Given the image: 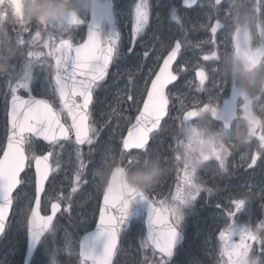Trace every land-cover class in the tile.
Listing matches in <instances>:
<instances>
[{
	"label": "rangeland",
	"instance_id": "obj_1",
	"mask_svg": "<svg viewBox=\"0 0 264 264\" xmlns=\"http://www.w3.org/2000/svg\"><path fill=\"white\" fill-rule=\"evenodd\" d=\"M4 2L5 0H0V3ZM80 2L81 0H76V3ZM117 2L119 20L116 22L115 30L119 33L118 46L121 50V56L113 69L108 87L100 89V93H105V90H107L111 95L107 105L106 119L108 124L111 123L110 127L116 136L123 128L126 119L123 115H116L120 105L122 104V108L125 105L130 108L138 105L144 88L153 75L157 64L171 47L173 38L177 35L180 36V39L185 44V51L182 56L185 67L193 63L195 59L197 61L201 60L202 55L211 54L212 52H217L218 59L216 61H208V63L204 64L205 66H200L203 70H206V79L202 87L199 86L200 82L197 83L195 81L193 71L189 68L184 71L182 81L173 90L175 99L171 109L173 117L182 119V114L189 109L197 108L201 111L206 104L211 107L213 102H216L224 93L228 92L231 81L226 84L223 82L219 84V76L216 73L218 68H224L223 57L234 52L232 49L234 22L227 21L222 24L221 30L215 36H211L208 33V28L214 19H221V17L229 15L225 1L214 9L210 5V0H202L199 8L192 12L196 16L195 20H190V27H186L181 23L173 24V13L169 12L166 6H159L158 0H149L151 5L149 23L137 37L135 54L132 56L127 55V49L132 39L133 14L137 0H117ZM152 2H154L155 6L152 5ZM257 2L260 8L264 9V0H257ZM161 3L174 5L177 9L176 15L179 17H188L191 14V12L180 10L179 0H161ZM199 11H202L200 12L201 15L198 13ZM257 11L260 13L258 8ZM158 13L159 16L157 15ZM18 20L20 21L19 23H13L9 26V31L17 42V46L14 54L7 59V63L12 66L8 71L10 74L22 72L24 75L26 67L31 62L33 75L39 74V80L46 82L49 89L46 87L47 89L44 93L52 98L51 95L54 94L55 89L51 88V86L53 85L55 73L54 71L50 72L48 65H53V59L51 57L49 59L45 58V52L48 49L44 48L42 43L49 36L54 37L56 42L60 41L62 38H60L59 32H62V30L54 29L51 25H45L37 21L24 22L19 17ZM202 25L206 27H202ZM37 34L40 37L34 42L33 38ZM82 34L83 32L79 33V29L67 30V37L65 36L64 39L73 41L77 38L79 40ZM190 40L194 41L191 42ZM249 41L255 42V47L261 42L264 43V31L249 36ZM195 49L198 50V57L192 55ZM37 52L40 53L39 58L32 55ZM145 52H148L147 57L143 55ZM190 74V82L188 83L185 80V76ZM9 85L10 81L7 78H0V135L4 134L7 101L12 97ZM35 86L36 90H38L37 83ZM129 95L133 96L134 99L129 100ZM198 104H202V107H196ZM205 114L201 113L193 122L184 121L172 126V128H178V130L175 134H172L175 129L170 132L172 135L169 136L174 139L168 141L169 145L172 146L173 182H175L172 185L174 191L167 200L169 203L185 172L182 157L195 147V144L188 145V129L195 127L205 135L210 130L217 129L216 125ZM115 116L117 117L114 118ZM258 131L259 129H257L255 135L258 134ZM257 144L258 140L255 139L251 145L246 147L232 149L231 145H228L231 155L227 158L226 172L218 171V162L215 159H211L206 162L198 174L204 187L212 189L211 194L207 191H202L195 201V207L198 206L203 216L206 217L208 231H210L209 239H205L200 246L202 250L207 249L206 253L213 252L218 262L221 259L220 254L223 246V242L219 238V232L227 225V211L230 208L235 211L231 201L243 198L242 194L249 190L253 193L252 198L246 201L232 218L234 228L238 229L250 222L255 223L264 218V151L261 152L254 167L248 168L244 159H242V157L250 156L256 149ZM50 149L53 176L44 194L42 206L44 207V212H47L49 204L52 201H58L62 204L64 213L55 220L53 224L54 230L48 234L46 241L48 256H54L57 264H79V261L75 262L73 260V257H78V240L80 237L78 233L88 230L94 223L96 206L100 193L103 191V176L108 168L109 159L106 160L104 157H100L99 162L90 174L86 157L88 154H92L91 148L78 149L73 142H69L54 143ZM33 150L36 155L40 156L45 149L43 145L34 141ZM211 151L215 152V147ZM77 153H79V156ZM31 163L32 161L29 167H31ZM81 164L84 165L83 168H81ZM18 197L19 205L16 208V215L19 219H23L26 215L28 216L33 200L32 169L27 171L26 181L21 186L17 199ZM66 214L68 220L65 222L63 217ZM190 214L186 216L184 225L189 222ZM139 221L141 222V220ZM15 222L17 223V219ZM72 223L73 226L69 225ZM16 228L15 226L13 233L11 232L9 241L17 237L15 235ZM213 237L215 240H212ZM143 239L144 235L140 229L136 228L131 232V242L136 246L139 245L137 249L135 248L131 264H156L159 257L148 246H142ZM233 240L238 242V237L233 236ZM8 242L3 243L0 255L5 251ZM8 247H10V244ZM254 250L259 251L258 246L254 245ZM33 264H46V258L42 254V250L37 252Z\"/></svg>",
	"mask_w": 264,
	"mask_h": 264
},
{
	"label": "snow or ice",
	"instance_id": "obj_2",
	"mask_svg": "<svg viewBox=\"0 0 264 264\" xmlns=\"http://www.w3.org/2000/svg\"><path fill=\"white\" fill-rule=\"evenodd\" d=\"M198 0H182L183 6L193 7ZM159 6H166L169 12L173 13L172 19L179 22L176 15L177 9L171 4H162L158 0ZM212 8H218L219 4L211 2ZM151 5L149 0H137L134 7L132 39L127 49V55L135 54L136 39L149 23ZM111 4L105 6L104 16H110ZM258 10L264 11L258 5ZM159 16V13L157 14ZM95 19V17H94ZM202 27H206L202 25ZM219 23L211 25V33L215 35L219 29ZM39 34L33 38L36 42ZM119 33L114 29L102 42L95 35L92 27H88V40L84 44L73 45L71 39L66 42H56L54 37L49 36L43 40L42 46L48 49L45 58L50 57L55 60V64L48 67L54 71V81L56 92L59 96L61 110H56L52 103L45 99H37L31 95L34 82L38 81L40 75H33L30 62L25 69L24 75L14 81H10L12 92V110L10 116V128L7 135V147L4 155L0 158V237L7 231L10 222L9 209L13 204L12 192L18 184L23 181L19 178L31 161H35V193L36 206L30 208V215L24 220L18 221L26 229L27 251L24 254V264H33L37 252H41L46 258V264H57V260L48 256L46 234L54 230L53 215L56 214L59 205L52 203L53 215H41V193L44 191L45 181L52 171L49 165V156L36 155L33 138H42L50 144L56 143L59 139H67L70 132H75L76 142L80 145L85 143L91 145L93 137L97 135V130L88 123L90 114L89 108L93 101V90L103 81L108 73L110 64L120 56L118 49ZM215 42V41H213ZM106 45V46H104ZM182 42L177 39L171 51L163 59V64L159 71L155 73V78L151 80V87L147 91V99L143 102V109L138 110L135 117V124L128 130V137L123 139V149H146L150 140V134L158 130L161 120L165 117L169 103L166 94V87L178 80V75L170 70L172 62L177 59L182 48ZM75 53L73 56L72 53ZM37 58L40 53H33ZM148 56V52L143 54ZM214 53L205 55L203 59L208 61L213 59ZM159 59V57H158ZM200 85H204L206 79L205 72L197 71ZM205 77V78H202ZM18 90H27L28 98L24 99L16 95ZM129 100L134 97L129 95ZM66 111L71 118L70 128H66L62 123V112ZM258 140L256 149L248 157H242L248 168L254 167L264 151V128H260L255 137ZM79 156V153H77ZM228 154L223 157L214 158L218 162V171H227ZM250 161V162H249ZM84 165L81 164V168ZM186 188L191 191H185ZM75 191V189H73ZM202 191L211 194L212 189L206 188L199 177H194L188 172H184L176 192L172 196L171 202L160 201V208L155 207L156 201L145 197L143 194L130 193L127 197L118 194L105 193L104 205L100 209L99 223L96 230L88 233L79 242V264H112V258L117 249V238L128 216V208L131 198L139 195L140 200L146 201L148 207L147 236L142 241V246H151L153 253L159 255L156 264H182L176 261L184 243V222L188 214L194 211L195 201ZM243 198L231 201L235 211L231 208L227 211L228 219L226 227L219 232V238L223 242V251L231 256L241 247H245L248 237L244 227L234 228L232 218L242 208L246 201H249L253 193L251 190L242 194ZM165 215H161V211ZM233 236L238 237V243L233 240ZM102 242L100 251L97 245ZM39 245V247H37ZM7 264V261H5Z\"/></svg>",
	"mask_w": 264,
	"mask_h": 264
},
{
	"label": "clouds",
	"instance_id": "obj_3",
	"mask_svg": "<svg viewBox=\"0 0 264 264\" xmlns=\"http://www.w3.org/2000/svg\"><path fill=\"white\" fill-rule=\"evenodd\" d=\"M220 2L214 0L215 4ZM225 2L236 31L246 38L264 31V15L257 11V0ZM108 4H111V14L104 16ZM82 10L95 17L91 27L100 38L108 37L115 29L116 10L113 0H81L80 3H76V0H5L0 3V78L14 82L23 75L22 72L10 74L8 70L12 66L7 63L17 46L9 26L19 23L18 17L24 22L37 21L64 30L80 23ZM255 51L259 59L252 62L236 52L223 57L224 73L231 80L230 98L242 101L237 114L239 123L233 127L229 121H224L222 127L210 130L207 135L195 127L187 131L188 145L195 144V147L184 154L182 163L185 171L194 177H199V171L206 162L227 155L230 149L228 145L232 149L249 146L255 140L257 129L264 128V43ZM213 147L215 152L211 151ZM164 174L161 164L154 162L147 169L129 171L120 168L118 179L142 192L151 188ZM185 191L191 189L186 188ZM244 228L248 237L247 245L239 248L231 258L222 246L218 264H264V218L255 223L250 222ZM254 245L258 246L259 251L254 250Z\"/></svg>",
	"mask_w": 264,
	"mask_h": 264
},
{
	"label": "trees",
	"instance_id": "obj_4",
	"mask_svg": "<svg viewBox=\"0 0 264 264\" xmlns=\"http://www.w3.org/2000/svg\"><path fill=\"white\" fill-rule=\"evenodd\" d=\"M264 15V11L260 12ZM97 110L103 117H107V104L102 103ZM137 107H128L124 106L122 108V104L120 105L117 116L123 115L125 116L124 124L127 126L135 114ZM115 116L114 118H116ZM99 114L95 115L92 120V126L96 128L97 135L93 137V143L88 146V148L92 149V154H88L86 157V161L88 162V170L90 174L92 173L94 167L99 162L100 157H104L108 160V168L104 173L103 180H106L107 172L110 168L117 164L116 161L122 163L125 168L129 171H135L137 169H147L151 166L154 162H159L164 170V175H162L157 183H155L151 188L146 190V192L154 199L155 201H166L170 198L171 193L174 191L172 189V185L175 183L173 182L172 178L173 175V167L171 162V156L166 154L164 148L169 147L166 144L165 140L159 142L160 132L156 133L152 136L150 145L147 147L146 152H131V153H124L121 150L120 146V134L118 132L117 136L114 134L113 130L111 129L109 124H106ZM124 129V128H123ZM168 129V128H167ZM166 130V123L163 128ZM168 131V130H167ZM4 132H5V123H4ZM169 134V133H168ZM4 135H0V151L2 142L4 139ZM168 135L164 136L163 139L168 140ZM85 149V147H83ZM110 152V153H109ZM110 154V155H109ZM111 158V159H110ZM118 158V160H116ZM16 198V196H15ZM16 200L14 201L15 204ZM15 206V205H14ZM65 222L68 220L67 214L64 215ZM25 221V217L23 219H17L16 224V231L15 235L17 236L15 239L10 240L6 250L0 255V264H22L23 254H24V246H25V228L18 223V221ZM12 220L10 219L9 226L7 228L6 233L4 234L3 238L9 236L8 229L12 224ZM73 226L72 224H69ZM138 228L142 232V225L134 223L132 230L130 231L127 237H124L119 245L118 253L116 256V260L114 264H131L132 263V256H134L135 248L139 245H135L130 240L131 232ZM184 231L186 234V240L183 244V247L179 253L175 257L176 261L182 262V264H218L217 259L214 256V253H206V250L201 249V243L205 239H209L210 231H208V221L206 217L203 216L202 212L194 208V211L189 216V222L185 223ZM76 233V232H75ZM212 233V232H211ZM80 235V233H78ZM2 238V239H3ZM48 236L45 238V242L47 241ZM4 240V239H3ZM2 241V240H1ZM0 241V243H1ZM200 247V248H199ZM75 262L79 261L78 257H73Z\"/></svg>",
	"mask_w": 264,
	"mask_h": 264
},
{
	"label": "water",
	"instance_id": "obj_5",
	"mask_svg": "<svg viewBox=\"0 0 264 264\" xmlns=\"http://www.w3.org/2000/svg\"><path fill=\"white\" fill-rule=\"evenodd\" d=\"M223 0H221L222 2ZM220 2V3H221ZM181 5L182 7L184 8H189V7H185L183 6V3L181 2ZM94 22V16H90L89 15V21L87 23V26H86V34H85V40L83 41L82 44L86 43L87 40H88V27L91 26ZM216 22V21H215ZM215 22L213 24H215ZM82 23V20L80 19V23ZM218 23V22H217ZM77 24V25H79ZM220 25V24H219ZM210 32H211V29H210ZM95 35L98 39H100V41L102 42L103 44V39L100 38L97 33L95 32ZM245 36L241 33H239L238 31L235 32L234 34V37H233V46H234V49L236 50L237 53L243 55L246 59H248L250 62L252 61H257L259 59V55L256 51L252 52L250 49H241V43H242V39L244 38ZM62 42H66V41H62ZM175 44V43H174ZM171 51V50H170ZM168 54V53H167ZM72 55L74 56L75 53L73 52ZM167 56V55H166ZM165 56V57H166ZM210 56V55H208ZM214 57H215V54H214ZM213 57V58H214ZM176 60H174L172 62V65L174 64ZM55 62V60H54ZM163 64V60L160 64V66H162ZM111 66V64H110ZM159 66V68H160ZM159 68L157 70V72L159 71ZM110 69V67H109ZM172 71V66H171V69ZM109 72V70H108ZM108 74V73H107ZM106 74V76H107ZM196 77H197V72H196ZM155 78V75L153 76L152 79ZM151 79V80H152ZM197 80H199V78L197 77ZM170 85V84H169ZM168 85V86H169ZM167 86V87H168ZM151 87V81L149 83V86L147 87V90H146V93H145V96L143 98V101L141 103V106L139 108V110H142L143 109V102L144 100L147 99V91L148 89H150ZM166 87V89H167ZM58 94V93H57ZM59 97V96H58ZM28 97L24 98V99H27ZM39 99V98H37ZM169 105V103H168ZM12 110V98L10 99L9 101V105H8V111H7V133H6V136H5V141H4V145H3V150L1 152V155H0V158L3 157L4 155V150L6 149L7 147V135L9 134L8 133V129L10 128V116H9V113L11 112ZM167 111H168V106H167ZM139 114V111L138 113L136 114V116ZM197 114L198 112L196 110H189L187 111L185 114H184V118L185 119H194L197 117ZM210 114H211V117L215 120V121H218V122H221L223 124L224 121H229L230 123L236 119L237 117V101L236 100H232L230 98V95L227 99H225L223 101V105H222V108L220 110H217V109H212L210 111ZM166 115H167V112H166ZM165 115V117H166ZM135 116V117H136ZM69 117V116H68ZM135 117L133 119V121L131 122V124L128 126V128L126 129V132H125V135H124V138H127L128 137V130L129 128L135 124ZM163 117L162 120L165 118ZM161 120V121H162ZM62 123H63V120H62ZM65 125V124H64ZM69 125L71 126V118L69 117ZM65 127L67 128V126L65 125ZM73 134H69L68 138L67 139H59V140H63V141H66V140H70V139H74L76 141V138H75V132L72 131ZM155 132V131H154ZM36 140H39V141H42L43 143H45L46 145H50L49 142L47 141H44L42 138H34ZM149 143V142H148ZM77 145H80L76 142ZM122 148H123V144H122ZM124 150V149H123ZM133 150H139V149H128V150H124L125 152H130V151H133ZM50 153V150H47L44 154L40 155V156H43V155H48ZM49 165L51 166V163H50V156H49V161H48ZM121 167H116L114 168L112 171H111V177L109 175L108 177V181H107V184H106V187L104 189V192H103V195H102V198H101V201H100V204H99V210H98V215H97V220H96V223H95V226L92 230L86 232L85 234H83L81 237H80V240L79 242L90 232H93L96 230V225L99 223V219H100V209L101 207L104 205V194L105 193H112V194H118V195H121L122 197H127L129 196L130 193H137V194H143V192H140L138 191L136 188H134L133 186H131L129 183H127L126 181L125 182H120L119 179H118V176H119V170H120ZM26 169V168H25ZM24 169V171H25ZM32 170H33V174H34V199H33V203H32V207H35L36 206V193H35V177H36V171H35V161H33V164H32ZM23 171V172H24ZM23 172L20 174V177L21 178V175L23 174ZM50 175V173H49ZM47 181V180H46ZM46 181H45V184H46ZM20 184L17 185L16 188L13 189V192H12V197H13V194L14 192L17 190V188L19 187ZM44 188H45V185H44ZM44 192V191H43ZM43 192L41 193V198H42V194ZM144 195V194H143ZM145 196V195H144ZM53 203H56V202H53ZM58 204V203H56ZM13 205V204H12ZM52 205V204H51ZM51 205L49 207V213L47 215H53L52 213V209H51ZM59 205V204H58ZM155 207H157L155 205ZM159 208V207H157ZM11 209H12V206L10 207L9 209V215L11 213ZM61 210V206L59 205V208L56 212L55 215H53V220L54 218L56 217V215L60 212ZM148 207H147V203L146 201H142L140 200L139 198V195L137 197H134V198H131V201L129 203V208H128V216L126 217V222L124 224V226L122 227L121 229V232L119 233V236L117 238V245H118V240H119V237L129 228L131 222L133 219H136L138 218L141 214H144V217H143V221H144V231H145V237L147 236V219H148ZM41 214V212H40ZM30 215V213H29ZM42 215V214H41ZM161 215H165L162 211H161ZM101 247H102V242L100 244L97 245V251H100L101 250ZM151 247V246H150ZM27 251V239H26V249H25V253ZM78 255H79V250H78ZM113 259H114V256L112 258V262H113ZM23 264H24V260H23Z\"/></svg>",
	"mask_w": 264,
	"mask_h": 264
},
{
	"label": "flooded vegetation",
	"instance_id": "obj_6",
	"mask_svg": "<svg viewBox=\"0 0 264 264\" xmlns=\"http://www.w3.org/2000/svg\"><path fill=\"white\" fill-rule=\"evenodd\" d=\"M62 33H63V31H62ZM245 40L243 41L242 47H252L253 46L251 42H249L248 40H246V41ZM74 43H78V42L75 41ZM200 66H205V65H203L201 63H196V68L197 67H200ZM223 69L224 68H222V72L217 73V75L219 76V82H223L224 84H226L230 80V78L224 73V70ZM173 71L178 75L180 81H182V79H183V73H184V71H187V66L185 67V63L183 61H178L177 60L176 63L173 65ZM111 77H112V66H111V69H110V71H109L108 76L106 77V79H104L103 81H101L100 84L93 90V101H92V104H93V102L95 103V100H98V99H101L102 100L103 99L102 93H100V89L102 87H105V88L108 87L109 80L111 79ZM190 77H191V74L189 76H185V80L188 83L190 82ZM180 81H179V83H180ZM36 83H37L38 90H36V86H35ZM46 87L48 88V85L46 84V82H43V81H40V80L34 82L33 88L31 90V95L34 96V97H37V98H42V99L48 100L50 103L53 104L54 107H57V109H58L61 105H60V101H59L58 94L56 92V85H55V81H54V76H53V85L51 86V88H54L55 89V92H54L53 95H51L52 98L50 96H48V94H45L44 93V91H46V89H47ZM16 95H20V96L26 97V96L29 95V92L26 91V90H18L17 93H16ZM227 95H228V92L227 93H224L221 98H219L216 102H213V104L211 105V107L208 104L204 105L203 107H202V104H198L196 107H202V111L204 110V108L207 107V109L204 112L210 118V108L220 106L222 104V101L224 100V98ZM110 96H111L110 93L107 90H105V94H104V101H105V103L109 102V100L111 98ZM11 98L8 99L7 105H8V102H9V100ZM92 104H91V106L89 108V111L92 108ZM241 104H242V101H238V112L240 110V105ZM58 110H60V109H58ZM215 125H216L217 129L220 128V127H222L218 123H215Z\"/></svg>",
	"mask_w": 264,
	"mask_h": 264
}]
</instances>
